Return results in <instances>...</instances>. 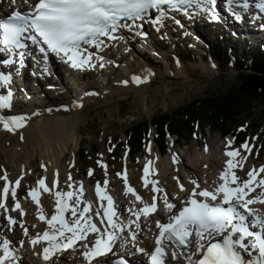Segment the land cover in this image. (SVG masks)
<instances>
[{"label": "snow or ice", "instance_id": "obj_1", "mask_svg": "<svg viewBox=\"0 0 264 264\" xmlns=\"http://www.w3.org/2000/svg\"><path fill=\"white\" fill-rule=\"evenodd\" d=\"M15 2L16 0H12L13 4ZM193 2L194 0H35V2L23 0L28 8L26 12L13 10L5 18H0V52L11 54L25 47L22 41L30 40L39 47L45 62L48 53H52L70 67L83 69L85 66L94 67L92 61L95 57L96 61L101 62L99 67L103 68L104 57L88 51V48L100 51L102 46H106L105 40L122 38L115 35L119 29L131 31L133 27L142 26L122 21H143L152 11L155 13L154 18H151L152 26H163V20L167 16L165 5L174 11L184 8L187 14L185 6H191ZM195 3L200 6L205 0H195ZM225 7L239 20L241 15L234 11V8L247 9L248 4L241 0H225ZM256 7L264 13V0H260ZM215 18L213 16V19ZM175 22L180 23L179 20ZM10 62L3 61L4 64ZM150 75V72L143 78L133 75L131 82L134 84L147 82ZM9 81V76L0 73V87H6ZM121 83L127 85L128 81ZM11 100L10 91L0 95V110H10ZM27 119L28 117L24 115L0 114V126L7 132L15 133L17 129L25 127ZM231 143L229 140L226 147H231ZM240 148L249 155L252 153V147L247 140ZM224 155L229 159L225 161V167L219 173V182L211 190L201 188L196 180H191L193 186L186 189L178 178H174L177 179L179 193L185 195L173 196L171 199L177 202L172 203L167 193H164L163 203L169 215L167 222H162L161 219L155 221L158 234L154 236V247L151 251L136 244L137 232L131 228L135 221L130 219L124 222L119 219L113 198L106 192L107 179L104 180L103 187L99 182L95 186V197L101 203L98 209L93 210L92 201L83 200L82 182H77L78 188H73V184L68 183V191L56 190L59 183L58 173L54 174L56 178L51 182V186L46 183L45 178H39L36 187L27 192V196L36 203L37 218L48 225L42 234L38 232L30 237L28 243L33 247L41 245L45 261L57 253L71 250L79 253L83 264H93L97 257L109 253L116 256L113 251L116 241L127 231L121 248L131 243L135 252H129V255L142 254L147 257V264H176L181 258L185 264H264V216L259 215L257 209L250 207L257 203L264 205V165L249 169L246 173L247 178L242 179L236 174L235 169L238 167L243 169L242 161H245L247 156L235 160L240 156L237 149L226 150ZM150 164L151 161L145 163L141 179L144 187L151 185L153 193L151 203L145 202L129 185L126 169L124 173H117V176L124 180L126 194L130 193L143 205L136 210L129 209L131 215L136 217V221L140 219L141 214L147 217L157 211L156 194L163 192V189L157 187V181L147 179L150 175ZM101 167L106 169L107 166L101 164ZM88 175H92L91 169ZM71 179L69 175L68 180ZM0 181H3L0 187V209L3 210L8 229L11 231L17 221L9 215V211L20 210L19 215L21 217L25 215L17 200L20 179L11 182L5 173L0 175ZM257 188L260 189L259 194L250 196ZM41 190L55 197L54 212L50 218L44 215L39 202ZM9 194L14 202L11 210L6 203ZM105 201L106 205L103 203ZM66 213L70 214V220L66 219ZM245 213L252 218L251 228ZM93 216L99 217L98 223L93 222ZM136 226L139 229V224ZM20 227L23 234L28 236V230L22 223ZM23 243L20 241L21 245ZM237 246L245 251L251 249L255 253V258L245 260ZM193 247L194 251H190ZM17 260L11 241L7 238L2 239L0 264H16ZM96 264L104 262L96 260ZM112 264H130V261L123 256H117Z\"/></svg>", "mask_w": 264, "mask_h": 264}, {"label": "rangeland", "instance_id": "obj_2", "mask_svg": "<svg viewBox=\"0 0 264 264\" xmlns=\"http://www.w3.org/2000/svg\"><path fill=\"white\" fill-rule=\"evenodd\" d=\"M212 28L209 31H212ZM168 30L169 34L166 37L164 32H161L160 35L159 33L155 35L152 32L153 30L148 29L147 33L149 36L145 38L148 45L144 52L140 51V46L134 47L138 49V52L135 49L131 52V48L127 46L122 47L124 50L123 57L125 56L124 64L121 63L122 61H116L117 64L110 61L111 59L115 60L117 58L116 55L110 58V60H106L108 63L106 71L109 74H102V77H96L94 76L96 70L92 67L87 71L88 73L75 74L66 79V81H62V90H46L50 85L43 84L40 87L38 86L39 91L34 89L35 94L30 95L31 98L28 99L30 103L28 102L22 106V112L26 113L28 109H34L36 105L48 108L50 106L51 109L45 111L42 115H29L28 122L34 126L53 121L56 116H59L61 110H64L59 108L68 106L66 103L67 99H71V97L76 99V95L81 96L80 99H85L81 102L82 105L79 106L83 110V115L87 116V121L83 122L80 126L81 128L78 130L79 135L77 137L80 138V145L76 149L75 155L72 154V150H74L73 146L70 148L72 149L70 153L66 154L64 158V163L68 165L73 179L76 178V180L83 184L87 183L89 187L96 186L97 182L103 185L104 180L107 179L111 185L116 186L113 187V190H125L124 186H122L124 185V180L118 177L117 173H124L126 169L127 178L132 174L134 176L133 179H135L134 181L141 188V178L144 175L143 167L146 162L153 161L155 164L158 163L156 165L161 168H163V163L165 162V170L167 171L165 174L156 175L155 173V181L156 178L161 182L170 181L173 175L174 178L186 179L187 182L192 177L203 181L202 177L211 178L217 172L223 171L225 161L228 158L224 153L226 150L231 151L233 149H237L240 152V156L236 157L235 160H240L241 157L247 156V159L242 161L243 169L239 167L235 169L236 174L242 179L247 178L246 173L249 169L253 167L259 168L261 165H264V149H261L262 144H264V122H262L256 134H250V128L248 127L251 123H260L263 116L264 103H259L256 106L254 115L248 119L250 120V124L245 123L247 120H243V117L240 120L241 126H244V128H240L243 130L239 131L246 135L243 139L244 141H240L239 137H237V142L244 143L247 140L248 144L252 147L250 155L245 153L236 144L235 135H222L220 132H213L214 130L209 129V127H204L205 130L198 128V131L200 130L199 134H201V131L203 133L198 136L194 135L193 139L189 142L181 141L178 136L166 133V138L170 142L166 151L157 147L151 135L148 148L142 155L130 160L128 155L122 152V142L126 140L125 133L132 126L144 121H150L152 118L162 114H172L196 99L224 95L240 84L238 68L235 65L226 61L218 62L213 59L211 54L215 48L222 51H230L242 59H250L254 55V53L251 54V50L254 51L258 44H264V27H258V34H253L254 38L251 37V42H247L246 44L241 40L242 36L239 35L240 33L232 36V39L223 30H216L214 32L204 31L201 34L203 29H200V32L196 30L198 34H201L198 35V38L192 37L193 32L190 31L179 29ZM170 34H174L173 40L168 37ZM218 36L223 37L226 42L218 44L220 39ZM227 36L231 39V43L226 40ZM149 37L150 39H148ZM237 38H240V40H236ZM137 41L140 42V38ZM132 42L136 44L135 40ZM238 46L240 50L236 49ZM246 50L249 53L245 54L243 52ZM109 63L113 64L110 65ZM119 64L122 68H119ZM179 64L182 67L178 71L177 67ZM146 70H150L151 75L148 76L147 82H144L147 88L143 92L144 95L141 96L139 90L137 88L134 89L139 84L132 83L131 78L133 75L143 78L149 73ZM91 78L96 79L95 83ZM125 80L128 81L127 85L121 83ZM126 88L130 90L122 91ZM118 91H122L120 92L122 95L116 94L119 93ZM58 93H63V95L59 96L60 94ZM88 93L94 94L89 95ZM44 97H47L46 101ZM74 104L72 103V105ZM57 110L60 112H57ZM68 112L67 110L65 114ZM0 114L7 113L4 110H0ZM0 134H2L1 131ZM5 135H9V133L5 132ZM253 137L255 139H252ZM229 140L232 141L231 147H226ZM110 146H113L112 150L109 149ZM81 149H85L88 152V159L86 161H82L78 157ZM111 154L116 157L118 156V158H112ZM196 156H202V164L208 160L209 166L203 164L200 166V171L198 170V173L194 174L196 169L193 168L191 160ZM7 158L5 153L0 151V175L7 173L5 169H9V174H11L12 168L9 167L6 161ZM174 158L175 162H173ZM212 158L213 160H211ZM167 160L171 165L169 167L166 165ZM32 163L30 168L26 167L25 169L30 174L31 179H25L20 184L21 188L17 196L18 201L21 202L29 199L27 192L46 173V168L41 167L42 163L39 156H36ZM101 164L106 165V169L101 167ZM90 169L92 171L91 176L88 175ZM213 170H215L214 174ZM162 176L166 177L163 178ZM2 185L3 181H0V187ZM259 192L260 189L257 188V192L253 193V195H258ZM13 203L12 201L11 206H13ZM30 203V206H34V202Z\"/></svg>", "mask_w": 264, "mask_h": 264}, {"label": "bare ground", "instance_id": "obj_3", "mask_svg": "<svg viewBox=\"0 0 264 264\" xmlns=\"http://www.w3.org/2000/svg\"><path fill=\"white\" fill-rule=\"evenodd\" d=\"M22 7L27 8V5H25L23 3V0H16L15 4L12 3V0H0V15L8 13L10 10L13 11L15 8H22ZM204 13H207V12H204ZM168 14L169 13H167L168 17H165V19L163 20V26H159V25L157 26L159 28V30H157V27H153L151 24V27L149 29L153 30L152 31L153 34L157 35L159 33V35H160L161 32H164L166 34V37H167V34H169L168 29L173 30L175 28H179L181 30H186V27L184 25H187L189 17H187V18H185V20H183L181 18L174 16L176 18V19H174V17H172V16L170 17ZM205 15L206 14H203V16H202L204 24H201V25L206 27L208 30H210V28H212V27H216V25L222 26L224 24V23L218 22L216 24L213 23V24H206L205 25V20L207 18H210V17L205 16ZM242 17H245V16L241 15V18ZM176 20H179L180 23L177 24L175 22ZM229 23H230V21H229ZM197 27H200V25H197ZM238 28L239 29L250 28L249 20L243 19V22L241 23V25ZM146 30H147V27H143L141 31L144 32ZM137 32H138V30L136 29V27H133L130 34H126V33L117 34L118 37H122L121 39H117L114 42L105 40L106 46H102V50H100V51H97L95 48H90V52L96 53V54L104 57V60L102 61L104 64L103 68L99 67V63H101V62L96 61L95 57H93L92 63L95 65L93 67V69L96 70L94 76L102 77L101 76L102 74H105V75L109 74L108 71H106V69H108V68H106L108 66V63L106 60H108V59L110 60V58H112L114 55H116L117 58L115 60L111 59L110 61H113L114 64H117L116 61H118V62L122 61L121 63L124 64V60H125V58H124L125 56L123 57L124 46L131 48V52H133L134 49L138 52V49H136L134 47H139V46H140L141 52H144V50H146L148 43H147V40L145 38L148 37V34H142L140 36ZM202 32H203V30L201 31V34H202ZM198 35H200V34H198L197 31H194L192 37H198ZM125 36L127 37V40H126ZM124 37H125V39H124ZM168 37L171 38V40H173L172 37H174V34H170ZM139 38H140V42L137 41ZM148 39H150V37ZM133 40L136 41V44L132 42ZM127 47H125V48H127ZM177 61H178V59H177ZM109 64L111 65L113 63H109ZM181 67H182L181 64H179V66L177 67V70L178 71L181 70L180 69ZM91 68L92 67L85 66L83 69H80L81 71L77 72V70H69V69H66V67L64 65H61L58 67V70L55 71V73L53 74V78L51 80L38 77L39 73H36L35 71H31L29 73L27 68L25 69V71L10 68V71H12V72H14L17 75L22 77L19 80V85H21V86H19L17 88L13 84L12 79L9 81V83L7 85V87H8L7 90L14 89V92H11L12 98L14 99V101L11 104L12 105L11 109L10 110L5 109L4 111L9 115H22L23 114L24 116L28 117V119L26 121L25 127L17 129L15 133L8 132L9 135H5V132H7V131L3 130V128L0 126V131L2 133V134H0V137H1L0 138V151L2 153H5V155L8 157L6 161L9 165V167L12 168L11 174H9V172H10L9 169L8 170L5 169V171H7V176H8L9 181L15 182V180L20 179V184H21V182L24 181L25 179H29L30 174H28L25 169H26V167L30 168V166L33 164L32 163L33 160L36 158V156H39L43 167L46 168V173H45V176L43 178H45V181L49 186H51V182L53 181V179L56 178L54 174L58 173L59 183H58V188L56 190L68 191L69 190L67 187L68 183H72L73 188H78L77 182H79V181L76 180V178L73 179L71 177L72 178L71 181L68 180V177H69V175H71V173L69 172L70 170L68 169V165H66L64 163V158L66 157V154L70 153V150H72L70 148L73 146H74V148H73L74 150H72L73 151L72 154L75 155V153L77 151L76 149H78V146L80 145V138L77 137L79 135L78 130L81 128L80 127L81 124L83 122L87 121V116L83 115V110L79 106L82 105L81 102H83L85 99H80L81 96H79V95H76L77 100L73 97H71V99L70 98L67 99L68 101L66 100L67 101L66 103L68 104V106L62 105L63 107L59 108V109H64V110H61V112L57 110V112H60V114H59V116H56L53 121H48L45 124H36L34 126L28 122L29 121V115H32V116L42 115L43 113H45V111H48L49 109H51L50 106H49V108L48 107L42 108V107H39V105H36V107L34 109H28V111L26 113V112H22V107L19 105V103L22 106L27 104L29 102L28 99L31 98V96L33 94H35L34 89L37 91L38 88L43 84L47 85L48 83H50L49 84L50 87L47 88L46 90H50V91L62 90L61 89L63 86V84L61 83L62 81H66V79H69V77H71L72 75H75L76 73L83 74L85 71H89ZM119 68H122L120 64H119ZM126 71L128 72V70H126ZM146 72L151 73L150 70H146ZM142 73H144V72H142ZM130 74H131V72H130ZM91 79L93 80V82L96 80L94 78H91ZM68 81H70V80H68ZM75 83H77V82H75ZM149 83H150V81H149ZM136 88L139 90L140 95L142 96V95H144L143 92L146 91L147 86L145 87L144 83H140L134 89H136ZM127 90H130V89L126 88L125 90H122V91H127ZM42 91H44V90H42ZM122 91H118L119 93H116V94L122 95V93H120ZM4 93L7 94L5 88H4ZM66 93L68 94V92H66ZM58 94H60L59 96L63 95V93H58ZM44 98H45L44 100L46 101L47 97H44ZM143 100H145V99H143ZM72 103H75V104L72 105ZM42 105H44V104H42ZM77 105H79V106H77ZM46 108H48V109H46ZM55 109H56V107H55ZM67 110L69 112L65 114V112ZM55 113H56V111H55ZM51 118H52V116H51ZM2 136H6L8 138L2 137ZM4 138H6V139H4ZM201 157L202 156H200V157L196 156V157H194L193 160H191V164H192L193 168L196 169L194 174H197L198 170L200 171V166H202L203 164L209 166L208 160L206 161V163H203V164L201 163ZM211 160H213V158ZM156 164H158V163H156ZM156 164L153 161H151V166H149L151 173H150L149 177H147V179L154 180L155 173L157 175V174H162V173L165 174L167 172L165 170V168H166L165 162L163 163V168H161L160 166H157ZM166 165L168 167L171 166L170 162L168 160H167ZM168 167H167V170H168ZM214 173H215V170H213V174ZM219 173L220 172H217L215 175V177H217V179H219L218 178ZM210 175L212 176V174H210ZM173 176H172V180H170V181L166 180L165 182H161V181H159L158 178H156L157 187L160 189H163V192L156 194L158 196V207H159L160 211H162V209H165L164 203H163L164 193H167L169 200L172 203L177 202V201L171 199L173 196H176L177 194H179L180 196L185 195L184 193H179V188L177 185V179L175 180ZM133 177L134 176H132V174H130V176H128L127 181L129 183V185L130 186L133 185L131 187H133L135 189V191L142 197V199L145 202L151 203V196L153 195V193L151 192V185L143 188L144 185H143V181L141 180L142 186L140 188L139 187L140 185L138 186V184L134 181L135 179H133ZM162 177L165 178L166 176H162ZM191 180H196L199 183L201 188H210L211 183H218L219 182V180H218V182H215V179L207 178V177H202L203 181H200L201 179L198 180V179H195L194 177H192V179H190L189 182H187L186 179L182 180L181 178H179V182L182 183L186 189H190L193 186L190 183ZM20 186L21 185H19V187L17 188V194H19V190L21 188ZM122 186H124V185H122ZM34 187H36V185ZM113 187H116V186H113L108 182L106 192L108 195H110L113 198L114 206H115L116 210L118 211L120 220H123L126 215L131 214L129 212V209L136 210L135 208H139L140 206H142V204L137 202L135 200L134 196H132L130 193L126 194L125 190H118V189L113 190L114 189ZM83 189H84L83 200L85 202L92 201L93 210L98 209L100 207L101 202H99L95 197V194H94L95 186L89 187L88 184L85 183V184H83ZM256 192H257V189L253 193H256ZM253 193H251V194H253ZM54 199H55L54 195L49 194V193H45L42 190L40 191L39 202H40V205L43 209V213H48V212L53 213L54 212ZM12 201L13 200H11V195L9 194L6 203H7V206L9 207L10 210L13 206L9 205V203H12ZM26 202H27V204H25V202H21V201L19 202V204L21 206V210H23L26 213L25 218H22L20 215L17 214V213H19L20 210H17L15 212L9 211L10 212L9 215H11L17 221V224L12 226L11 231H9V229H8L7 220L5 219V216L3 214V210L0 209V214H2V216H1L2 219L6 220L5 223L1 224L2 225L1 231L2 232H9V233L11 232V236H12L13 241L15 239L21 241V239L24 238V244L25 245H27L26 243H27V241H29L30 237L35 236L36 232L39 231L41 227H44L43 224L39 223L38 218L35 215L36 213L38 215V209H37L36 203H34V206L33 205L29 206L28 203L33 202L30 197H29V199L26 200ZM103 203L106 204V201ZM123 203H125L128 206V207H126L124 212L122 210V204ZM259 205H261V204H259ZM252 208L257 209L258 214L264 213V205L256 207L253 204ZM100 214L101 215L103 214L102 211ZM69 216H70V214H69ZM93 220H99V217L93 216ZM21 223L23 224V227L28 230V236H25L23 234V229L20 227ZM33 226H35V227H33ZM101 227H103V226L101 225ZM7 234H6V236H7ZM144 236L146 237V239L137 238V242H138L140 247L147 248L151 244L150 232L144 234ZM145 237H143V238H145ZM244 243H247V241H244ZM237 248H238V246H237ZM238 250L241 252V255L245 258V260H248L250 258H255V253L252 252L251 249H249L248 251H245L243 249L238 248ZM250 253H251V255H250Z\"/></svg>", "mask_w": 264, "mask_h": 264}, {"label": "trees", "instance_id": "obj_4", "mask_svg": "<svg viewBox=\"0 0 264 264\" xmlns=\"http://www.w3.org/2000/svg\"><path fill=\"white\" fill-rule=\"evenodd\" d=\"M214 56L217 59L228 57L217 48ZM234 61L239 66V71L243 70L239 76L240 84L235 89L217 97L196 99L172 114H162L132 126L125 133L123 149L128 147L129 155L132 156L144 151L150 126L155 127V138L162 150L166 149V133L189 142L197 132V126L202 130L209 127L213 132H220L222 135H236L240 141H244L246 134L239 131L244 128L240 123L241 117L247 120L245 123H249L248 119L254 115L256 106L264 103V48L263 54H258L251 63L239 58H234ZM262 114L260 123H249L250 134L258 133L264 122V110ZM87 154L85 149L81 150L80 159L86 161Z\"/></svg>", "mask_w": 264, "mask_h": 264}]
</instances>
